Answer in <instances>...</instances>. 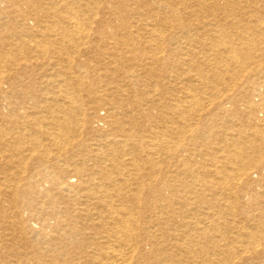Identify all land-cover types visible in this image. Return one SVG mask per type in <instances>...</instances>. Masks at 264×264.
Masks as SVG:
<instances>
[{
  "label": "bare ground",
  "instance_id": "1",
  "mask_svg": "<svg viewBox=\"0 0 264 264\" xmlns=\"http://www.w3.org/2000/svg\"><path fill=\"white\" fill-rule=\"evenodd\" d=\"M0 264H264V0H0Z\"/></svg>",
  "mask_w": 264,
  "mask_h": 264
},
{
  "label": "rangeland",
  "instance_id": "2",
  "mask_svg": "<svg viewBox=\"0 0 264 264\" xmlns=\"http://www.w3.org/2000/svg\"><path fill=\"white\" fill-rule=\"evenodd\" d=\"M94 65H95V64L93 63V66H94ZM35 72H38V71H35ZM12 73L15 74V72H12ZM26 79H28V78H26ZM29 79H30V78H29ZM31 79H32V78H31ZM34 79H40V78H39V76H35ZM259 115H262V112H260ZM254 176H255V177H254ZM253 177H254V179H258V178H259V175H258L257 173H255V174H253Z\"/></svg>",
  "mask_w": 264,
  "mask_h": 264
}]
</instances>
